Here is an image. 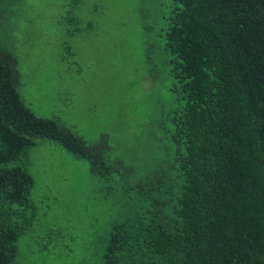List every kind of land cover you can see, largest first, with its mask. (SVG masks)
<instances>
[{"label": "trees", "instance_id": "trees-1", "mask_svg": "<svg viewBox=\"0 0 264 264\" xmlns=\"http://www.w3.org/2000/svg\"><path fill=\"white\" fill-rule=\"evenodd\" d=\"M15 1L0 0V33ZM68 1V25L82 24ZM158 2L168 10L146 43L145 77L172 79V109L158 121L172 153L137 179L107 157V135L87 143L35 114L18 56L0 38V264H16L32 227L38 138L88 160L104 198L120 190L117 219L92 243L100 264H264V0ZM52 234V249L71 251Z\"/></svg>", "mask_w": 264, "mask_h": 264}, {"label": "rangeland", "instance_id": "rangeland-1", "mask_svg": "<svg viewBox=\"0 0 264 264\" xmlns=\"http://www.w3.org/2000/svg\"><path fill=\"white\" fill-rule=\"evenodd\" d=\"M69 2L15 1L0 38L18 56L20 92L37 116L58 118L87 143L107 135V157L143 177L172 153L165 135L158 139L165 132L159 116L173 105L172 79L145 77L146 43L168 9L158 0H77L71 5L82 24L68 25ZM37 142L29 159L32 227L19 241L16 264H100L92 243L117 219L120 190L104 198L88 160L51 139ZM54 230L71 251L51 248Z\"/></svg>", "mask_w": 264, "mask_h": 264}]
</instances>
